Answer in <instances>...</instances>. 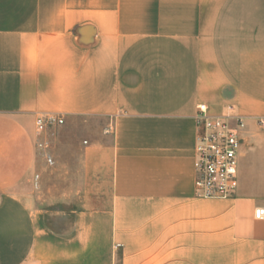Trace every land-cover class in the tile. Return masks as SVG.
<instances>
[{"label":"crops","instance_id":"crops-1","mask_svg":"<svg viewBox=\"0 0 264 264\" xmlns=\"http://www.w3.org/2000/svg\"><path fill=\"white\" fill-rule=\"evenodd\" d=\"M201 104L264 116V0H0V264H264V136L234 198L196 197ZM45 112L106 122L60 131L77 206L39 201Z\"/></svg>","mask_w":264,"mask_h":264},{"label":"built area","instance_id":"built-area-1","mask_svg":"<svg viewBox=\"0 0 264 264\" xmlns=\"http://www.w3.org/2000/svg\"><path fill=\"white\" fill-rule=\"evenodd\" d=\"M195 120L198 128L194 161L195 195L204 199H232L240 184V152L245 136L251 124L264 132V116L251 119L235 114L231 106L224 114L211 115L207 105L201 104ZM35 123L37 133L42 136L38 147L45 152L46 161L53 164L47 137L65 124V116L54 112L39 113ZM38 180L39 175L35 177L36 186ZM255 217L264 219V206L255 210Z\"/></svg>","mask_w":264,"mask_h":264},{"label":"rangeland","instance_id":"rangeland-1","mask_svg":"<svg viewBox=\"0 0 264 264\" xmlns=\"http://www.w3.org/2000/svg\"><path fill=\"white\" fill-rule=\"evenodd\" d=\"M63 127L57 130L58 139L50 141L48 151L53 157L54 163L49 164L45 158L41 159L42 168L39 172V187H36L42 206L54 209L77 206L78 202L84 199L86 187V179L82 171L83 163L80 161V151L73 153L72 147L70 149L67 145L68 149L66 148L64 154L63 146L59 140V137L61 138L64 135L60 132ZM104 127H106L104 120L81 117L69 126L66 124L63 132L68 131L67 140L73 144V142L79 143L81 138L88 139L91 131H102ZM261 136H264V132L255 127L246 134L245 144L248 146L252 138ZM114 260L115 264H121L120 251H115Z\"/></svg>","mask_w":264,"mask_h":264}]
</instances>
